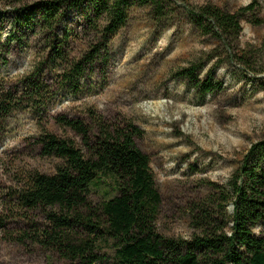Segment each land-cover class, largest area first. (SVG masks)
Masks as SVG:
<instances>
[{
	"label": "rangeland",
	"instance_id": "rangeland-1",
	"mask_svg": "<svg viewBox=\"0 0 264 264\" xmlns=\"http://www.w3.org/2000/svg\"><path fill=\"white\" fill-rule=\"evenodd\" d=\"M48 1L0 0V99L9 93L13 99L11 113L0 115V264H70L33 236L59 209L28 211L19 202L31 174L53 176L65 163L42 154L45 132L88 153L60 117L83 121L92 139L94 117L139 128L136 143L151 158L162 197L158 230L190 239L198 233L194 204L211 194L212 184L226 187L251 148L264 141V0H164L161 17L132 3L126 23L112 35L92 14L91 1L82 0L65 11L57 37L38 24L39 4ZM249 5L255 7L241 21L233 57L191 15L206 6L238 12ZM193 66L202 80L214 76L221 89L198 94L180 76ZM33 84L37 94L26 95ZM118 195L106 175L89 199L98 207ZM103 248L112 255L111 246Z\"/></svg>",
	"mask_w": 264,
	"mask_h": 264
},
{
	"label": "trees",
	"instance_id": "trees-1",
	"mask_svg": "<svg viewBox=\"0 0 264 264\" xmlns=\"http://www.w3.org/2000/svg\"><path fill=\"white\" fill-rule=\"evenodd\" d=\"M81 1L40 3L38 24L42 32L57 37L65 11L79 7ZM90 1L92 14L104 22L109 35L126 23L132 3L148 8L157 17L164 9V0ZM254 7L231 12L206 6L191 15L193 23L205 28L233 57V40L241 35V21ZM57 53L61 55V50ZM245 54L242 59H247ZM79 71L80 65L75 64L73 73ZM198 71L193 66L180 76L202 96L221 89L222 83L214 76L202 80ZM38 89L33 84L26 95L37 94ZM12 103V93L3 96L0 115H9ZM57 122L80 136L88 153L53 134L43 135L42 154L65 163L53 176L31 174L19 194L25 210L59 209V213L48 215V226L34 232L35 243L70 264H264V141L251 148L226 187L212 184L211 194L194 204L191 221L198 233L185 240L165 237L158 230L162 197L151 158L137 146L136 139L142 135L139 128L108 125L94 117L96 136L92 139L91 129L81 120L60 117ZM106 175L114 178L119 195L94 207L89 199L91 187ZM228 205L234 206L233 213L227 210ZM259 226L262 230L256 234ZM30 238L31 234H25V239ZM106 244L112 247L111 256L103 248Z\"/></svg>",
	"mask_w": 264,
	"mask_h": 264
},
{
	"label": "water",
	"instance_id": "water-1",
	"mask_svg": "<svg viewBox=\"0 0 264 264\" xmlns=\"http://www.w3.org/2000/svg\"><path fill=\"white\" fill-rule=\"evenodd\" d=\"M233 211H234V206H232L231 213H233Z\"/></svg>",
	"mask_w": 264,
	"mask_h": 264
}]
</instances>
